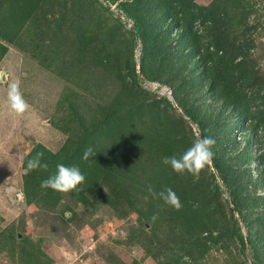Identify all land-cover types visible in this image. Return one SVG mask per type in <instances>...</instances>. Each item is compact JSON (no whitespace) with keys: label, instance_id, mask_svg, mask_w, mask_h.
Wrapping results in <instances>:
<instances>
[{"label":"trees","instance_id":"trees-1","mask_svg":"<svg viewBox=\"0 0 264 264\" xmlns=\"http://www.w3.org/2000/svg\"><path fill=\"white\" fill-rule=\"evenodd\" d=\"M40 1L10 0L9 10L0 14L4 29L0 30V38L13 43L22 27L34 20ZM107 1L108 5L116 2L133 20L132 29L125 28L129 38L124 47L114 50L105 45L104 40L111 37L108 29L102 34L78 27V39L84 41L83 56L92 53L93 64H99L98 72L104 74L93 82L101 90L99 96L106 100L90 108L88 119L72 114L79 122L80 133L69 136L57 151L36 143L25 155L22 168L26 203L63 207L65 197L83 205L104 201L120 217L127 213L122 206V202L126 203L137 214L135 224H131V231L135 232L129 231L127 237L152 252L156 264H201L211 246L220 244L227 248L226 240L238 243L240 253L245 255L247 243L239 226L241 220L250 242L251 261L263 264L264 189L262 194L255 190L264 188V177L260 176L264 172V69L251 53L254 39L245 35L253 26L247 25L249 11L243 0H212L207 5L194 0H171L176 5L170 8L165 0H157L166 12L153 15V20L145 16L149 7L143 0ZM237 13L241 14L237 20L240 26L234 29L232 18ZM115 20L124 25L118 16ZM136 37L142 44V76L169 86L181 114H172L175 107L166 96H156L139 85L133 55ZM5 50L0 42V58ZM186 69L189 77L184 75ZM109 70L120 87L108 101L100 84L106 86L104 80L111 79L106 77ZM201 103L206 110L201 109ZM250 105L255 109L251 110ZM211 115L213 120H206ZM240 116L249 121L250 130L262 129L258 158L263 169L255 179H251L249 167H242L248 166L252 158L249 137L239 152L230 155L238 148L234 130ZM187 120L196 124L200 136L215 140L214 157L199 180L178 175L162 163L165 156L181 155L196 138ZM88 147L96 154L85 160ZM37 152L43 153L48 168L30 171L27 160ZM58 163L79 167L85 176L79 191L60 193L41 187V181L55 173ZM218 177L233 206L220 196ZM149 185L156 191L171 187L182 208L176 211L154 199L147 190ZM224 202L229 204L230 218L224 212ZM170 237L176 244L167 242Z\"/></svg>","mask_w":264,"mask_h":264},{"label":"rangeland","instance_id":"rangeland-1","mask_svg":"<svg viewBox=\"0 0 264 264\" xmlns=\"http://www.w3.org/2000/svg\"><path fill=\"white\" fill-rule=\"evenodd\" d=\"M1 1L0 14H3L12 3L10 0ZM143 1L149 7L145 13L148 19L153 20V15L157 17L166 12L157 0ZM194 1L207 5L212 0ZM170 2L165 0L168 8L176 5ZM108 3L107 0H41L34 20L22 27L13 43L0 38L6 46L0 58V264H156L152 252H147V248L138 241L130 242L127 237L137 214L126 203L122 202V206L126 207L127 213L120 217L116 215L117 210L104 201L95 203L93 200L91 204L83 205L65 197L63 207H39L26 203L24 195L22 164L32 146L41 143L51 151H57L69 136L80 133L79 122L72 114L88 119L90 108L106 100L99 96L101 90L95 88L93 82L101 80L104 74L98 72L99 64H93L92 53L83 56L81 48H84V41L78 39V27L102 34L108 29L111 37L107 36L109 39L104 40L105 45L114 50L118 46L124 47L129 38L125 28L132 29L133 20L123 12L131 21L127 23L122 15L114 12L113 9L118 8L116 2ZM243 3L249 11L247 25L253 26L245 35L249 34L254 39L255 47L251 53L257 56L259 67L264 69V0H243ZM240 15H233L234 29L240 26L237 23ZM117 16L124 25L115 20ZM166 21L169 22L170 18ZM0 30L4 32L1 26ZM175 32L176 29H173V37H176ZM135 41L133 55L139 85L156 96H166L175 107L172 114H181L182 110L169 86L148 81L139 73L142 44L137 37ZM188 72V69L184 72L186 77H189ZM109 73L110 76L106 74V77L111 79L104 80L106 86L100 84L109 96L108 101L120 87L116 76L110 70ZM17 81L23 98L30 106L23 116L15 115L7 100L9 85ZM169 92L172 99L167 95ZM206 99L209 101V98ZM250 109L254 110L255 106L250 105ZM206 120L212 121L213 115ZM248 123L240 116L234 130L238 148L230 155L239 152L249 137L252 158L248 166L244 164L242 167H249L251 179H255L263 169L258 158L261 151L258 139L262 129L259 127L252 131L247 127ZM188 125L196 137L200 136L196 125L189 121ZM260 176L263 178L264 172ZM217 179L220 196L230 200V206H233L226 186L219 177ZM263 189L257 187L255 191L262 194ZM105 190L108 191L107 187ZM223 205L227 218H230L229 204L224 202ZM233 215L239 218L235 211ZM145 226L149 227V224ZM239 226L245 240H248L241 220ZM171 237V241L167 242L176 244ZM225 244L227 248L220 244L211 246L201 264H254L250 256V242L246 244V257L240 253L239 244L235 241L226 240Z\"/></svg>","mask_w":264,"mask_h":264},{"label":"clouds","instance_id":"clouds-1","mask_svg":"<svg viewBox=\"0 0 264 264\" xmlns=\"http://www.w3.org/2000/svg\"><path fill=\"white\" fill-rule=\"evenodd\" d=\"M7 100L12 112L17 116H23L29 109V104L23 98L19 82H13L8 87ZM215 140L210 136H197L193 143L179 156L175 154L162 158V163L169 166L171 170L181 176L190 175L193 180H199L201 172L211 163L214 157ZM96 152L92 147L85 149L83 159L94 157ZM27 169L35 171L47 169L48 164L44 161L43 153L37 152L27 160ZM85 176L77 166H67L63 163L56 165L55 173L41 181L42 188H51L60 193L79 191L78 186L83 185ZM148 192L154 199H159L163 204L179 211L182 208L180 198L175 191L168 186L160 191L154 190L149 185ZM156 217L154 216L153 219Z\"/></svg>","mask_w":264,"mask_h":264},{"label":"built area","instance_id":"built-area-1","mask_svg":"<svg viewBox=\"0 0 264 264\" xmlns=\"http://www.w3.org/2000/svg\"><path fill=\"white\" fill-rule=\"evenodd\" d=\"M116 4H117V3H116ZM116 4H115L114 6H116ZM113 10H114V12H115L117 15H122V16H123L122 19L126 20L127 23H130V22H131V21H129V19L126 18L125 14H123V11H122L120 8H117L116 10H115V8H114ZM118 17H119V16H118ZM119 18H120V17H119ZM132 25H133V24H132Z\"/></svg>","mask_w":264,"mask_h":264},{"label":"water","instance_id":"water-1","mask_svg":"<svg viewBox=\"0 0 264 264\" xmlns=\"http://www.w3.org/2000/svg\"><path fill=\"white\" fill-rule=\"evenodd\" d=\"M138 70H139V73L141 74V69H140V64L138 63ZM171 94V92H169L167 95H168V97L170 98V99H172V96L170 95ZM180 112H181V110H179ZM190 123H192V124H194L193 122H191L190 121ZM194 125H196V124H194ZM199 131V130H198ZM211 164V163H210ZM246 243H247V245L249 244V241L246 239Z\"/></svg>","mask_w":264,"mask_h":264}]
</instances>
